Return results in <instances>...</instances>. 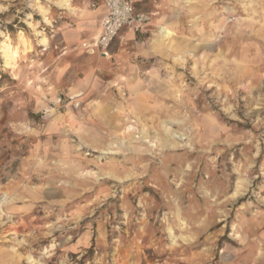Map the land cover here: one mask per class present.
I'll return each mask as SVG.
<instances>
[{
	"label": "rangeland",
	"instance_id": "1",
	"mask_svg": "<svg viewBox=\"0 0 264 264\" xmlns=\"http://www.w3.org/2000/svg\"><path fill=\"white\" fill-rule=\"evenodd\" d=\"M102 1L0 0V264H264V0Z\"/></svg>",
	"mask_w": 264,
	"mask_h": 264
},
{
	"label": "built area",
	"instance_id": "2",
	"mask_svg": "<svg viewBox=\"0 0 264 264\" xmlns=\"http://www.w3.org/2000/svg\"><path fill=\"white\" fill-rule=\"evenodd\" d=\"M98 6L103 8V16L100 33L90 43L94 52L108 53L124 26L140 27L150 20L148 13L136 10L133 0H103Z\"/></svg>",
	"mask_w": 264,
	"mask_h": 264
},
{
	"label": "crops",
	"instance_id": "3",
	"mask_svg": "<svg viewBox=\"0 0 264 264\" xmlns=\"http://www.w3.org/2000/svg\"><path fill=\"white\" fill-rule=\"evenodd\" d=\"M135 4V2H134ZM136 10L137 11H140L137 9V7L135 6ZM99 9H101L100 11L96 10L94 11L93 13H85V15H80L78 16L77 15V19L75 18V23H76V27L75 26H72L71 28H68V35L69 37L73 34V32H75V30H77V38L75 40H73L75 37H72V42L74 43V41L76 42H80V41H85V37L88 35L86 29H87V23L89 20L92 19H97V21H95V25H94V29L95 31L97 30V34L91 39V42L94 40V38L96 36H98V34L100 33V29H101V20H102V16H103V8L102 7H99ZM89 19V20H88ZM126 27H133V28H136L138 29L139 27H135V26H132V25H127V26H124L121 31L126 28ZM120 31V32H121ZM162 31V30H161ZM119 32V33H120ZM129 36H132V33L128 32ZM125 37V36H124Z\"/></svg>",
	"mask_w": 264,
	"mask_h": 264
},
{
	"label": "bare ground",
	"instance_id": "4",
	"mask_svg": "<svg viewBox=\"0 0 264 264\" xmlns=\"http://www.w3.org/2000/svg\"><path fill=\"white\" fill-rule=\"evenodd\" d=\"M161 32L164 37H169L172 34L171 30H168L167 28H163Z\"/></svg>",
	"mask_w": 264,
	"mask_h": 264
}]
</instances>
